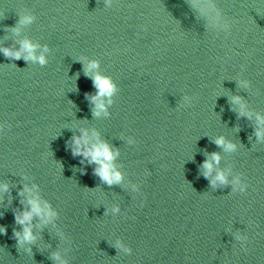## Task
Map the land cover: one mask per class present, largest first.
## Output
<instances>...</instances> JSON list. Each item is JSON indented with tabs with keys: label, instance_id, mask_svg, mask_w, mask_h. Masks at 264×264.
Returning <instances> with one entry per match:
<instances>
[{
	"label": "water",
	"instance_id": "water-1",
	"mask_svg": "<svg viewBox=\"0 0 264 264\" xmlns=\"http://www.w3.org/2000/svg\"><path fill=\"white\" fill-rule=\"evenodd\" d=\"M105 2L0 0V49H19L25 37L37 55L48 48L44 65L0 51V181L9 184L0 264H58L56 252L67 264H264V140L231 102L238 95L264 114V0H215L227 33L190 0ZM22 7L37 19L17 34ZM92 59L118 86L107 117L92 114ZM81 127L119 150L120 183L73 155ZM219 136L236 150L217 145ZM213 152L229 183L203 175ZM236 176L245 192L233 191ZM33 183L58 215L41 227L34 217L37 238L21 247L19 191Z\"/></svg>",
	"mask_w": 264,
	"mask_h": 264
},
{
	"label": "clouds",
	"instance_id": "clouds-1",
	"mask_svg": "<svg viewBox=\"0 0 264 264\" xmlns=\"http://www.w3.org/2000/svg\"><path fill=\"white\" fill-rule=\"evenodd\" d=\"M116 0H106L104 6L112 7ZM191 6L196 9L202 16H204L210 28L216 31H223L227 33L231 28L230 21L225 17L222 9L215 3V0H190ZM37 17L30 9L21 8L18 12V19L16 25L11 28V31L19 34L22 28L32 25L36 21ZM19 49H11L3 47L0 51L15 59L23 57L25 61L38 62L40 65L48 63L47 57L44 53L48 51L47 45H45L39 55L36 54L39 44L34 43L31 39L25 37L20 40ZM80 59H83L81 57ZM99 66V61L92 59L89 60L85 66V73L90 75L93 86L96 89L95 93L90 96L93 103L92 114L95 117H107L109 115L108 107L113 103L112 97L117 94V84L108 76L102 75L99 72H95ZM240 84L247 87L249 82L247 80H241ZM231 102L236 106L239 115L246 116L249 119H255L256 129L255 135L258 140H264V114L259 112H253L250 110L242 97L236 95L231 97ZM217 145L223 146L226 151H235L237 145L231 141H227L223 136H219L214 141ZM128 143L134 144L135 139L128 137ZM71 150L73 155H79L82 157V162L86 161L89 164H95L94 172L100 177L102 181L108 185L118 184L123 179V173L118 169L114 163L119 150L110 145L107 141L103 140L100 133L95 128L81 127L79 134L74 135L71 140ZM220 156L218 153L213 152L210 157L203 161V175L211 177L210 183L212 185L229 183L227 179V173L215 167L219 163ZM215 170V175H212ZM233 184V191L245 192L248 185L242 183L239 176H236L231 181ZM135 189L139 191V184L133 185ZM9 191V184L7 182L0 181V198L4 193ZM19 195L22 197L21 203L25 205L24 208L18 210L15 214V220L18 224L22 225V231L15 232L17 242L21 247L36 240V235L33 233V219L39 218L40 223L36 227L51 223L57 217V211L51 206V204L43 199L39 192V186L36 184H24L20 189ZM112 212H118V207H113ZM5 229L0 227V232H4ZM238 241H245L246 235L236 234ZM117 246L121 247L125 253H130L131 248L121 244L117 241ZM26 251L30 252V248H26ZM58 264H67V261L63 259L58 252L52 254Z\"/></svg>",
	"mask_w": 264,
	"mask_h": 264
}]
</instances>
